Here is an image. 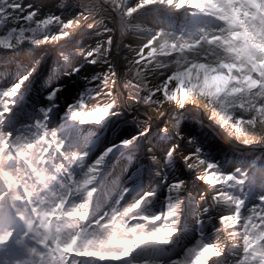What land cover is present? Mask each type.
I'll use <instances>...</instances> for the list:
<instances>
[{
    "label": "snow or ice",
    "instance_id": "6c2138e0",
    "mask_svg": "<svg viewBox=\"0 0 264 264\" xmlns=\"http://www.w3.org/2000/svg\"><path fill=\"white\" fill-rule=\"evenodd\" d=\"M69 7L65 17L0 0L4 55L50 45L67 78L36 101L25 97L35 57L0 76V264H214L226 254V264H264V161L215 156L205 132L184 123L202 112L225 146L264 145V0ZM85 29L94 44L76 42ZM116 32L139 43H116ZM130 110L144 113L136 130L102 141ZM133 153L139 166L113 184L117 162ZM149 242L180 251L137 260Z\"/></svg>",
    "mask_w": 264,
    "mask_h": 264
},
{
    "label": "rangeland",
    "instance_id": "374dc122",
    "mask_svg": "<svg viewBox=\"0 0 264 264\" xmlns=\"http://www.w3.org/2000/svg\"><path fill=\"white\" fill-rule=\"evenodd\" d=\"M20 2L25 5L31 4L34 8L40 9L41 12L43 13L62 14L65 17H70L73 11L75 10L69 7V5L74 4L76 0H20ZM61 3L64 4L63 8L60 7ZM90 31L91 30H88L80 34L77 33L76 42L81 45H86V43L94 44L98 38L95 36L94 33L91 35H88L87 33ZM40 47L29 45L28 50H26L22 54L18 52L15 54V56H11V55L5 56L3 50H0V68L2 67L4 69L3 71L7 69L6 75L17 74L19 71H23L25 68H27L32 58L35 57V59L39 61L36 67H38L42 62L45 63L47 67V71L45 72V74L42 75L39 84L38 83L35 84V87L39 89V87H42L43 84H46V83L47 85L48 84L49 85L45 86V88L43 89H48V88L60 85L62 82L60 81V76L58 75L59 68H60L58 65H60V62L58 63L57 61V54L53 53L52 55H50L49 53L45 52L46 48L41 49ZM127 51H128L127 49H123L121 53V56H120L121 67H123V63H124L123 54L126 53ZM10 58H14V59H11L12 61L8 63L9 65H6L4 60L5 59L10 60ZM87 67L91 69L94 66L88 65ZM96 70L100 71L101 69H96ZM64 79H67V78H64ZM2 82L3 81H0V83ZM73 87H74L73 85H69V88L65 89V94H68L69 90ZM122 87H123V82H122ZM43 89L40 92L35 93V96H36L35 99H37L36 101H39L42 98ZM141 107H144V106L142 105ZM16 112H17V117L20 120H24L26 118L22 110L17 109ZM143 116L144 115L140 113L129 111L128 113H126L127 122L119 123V125L114 128V135L113 133H110L107 130H105V132L103 133H100L99 135H100L101 140L103 141L109 136H112L113 138H119V137L127 136L131 134L133 131L136 130L137 123L139 122V120H134L133 118L143 117ZM55 120L56 118L53 119V122H52L53 124H55ZM208 121L210 122V124L209 126L208 125L206 126L209 128L214 126L213 129H216L217 132H219L216 126L209 119ZM184 123L187 125V130L191 132L192 134L198 135L200 132H202V128L200 125L201 121L198 118L194 116L186 115ZM203 129H204L205 134L207 135L208 141L211 144L212 149L210 150L213 151V154L215 156L219 157L224 154L230 153L233 157L238 158L240 162L242 163L250 162L254 166L257 165L260 161H264V145H257V147H259L262 150V152H256V153H254L253 151V148L256 145L251 146V147H244L242 145H238L235 142H233L225 146L223 144L222 138L220 137V134H217L216 137L214 136L212 137L209 134L208 130H206V128H203ZM254 150L257 151V149H254ZM132 163H134V166L127 169L128 173L131 172L133 168H137L140 164L136 155L132 156ZM179 251H180V248L175 249L174 251L171 252V256H173ZM134 257L137 260H146V259L157 260L150 256H145L144 258L142 256H134ZM224 264H226V262Z\"/></svg>",
    "mask_w": 264,
    "mask_h": 264
},
{
    "label": "bare ground",
    "instance_id": "6f19581e",
    "mask_svg": "<svg viewBox=\"0 0 264 264\" xmlns=\"http://www.w3.org/2000/svg\"><path fill=\"white\" fill-rule=\"evenodd\" d=\"M99 20V17L97 18ZM105 23H108V21H105ZM85 31H88L87 29L84 30ZM80 34V33H78ZM113 35V38H114V42L116 43H121V42H131L133 43V45H135V43H139V41L137 40V37L136 36H124V37H121L119 32H116V33H113L111 34ZM62 43V42H61ZM32 48V47H31ZM30 48V49H31ZM41 49L43 48H46L45 49V52L49 53L50 55H52L54 52L52 51V47L50 45L48 46H41L40 47ZM48 55V54H47ZM121 56V55H120ZM50 57V56H49ZM11 59H14V58H10V60L8 59H5V64L6 65H9L8 63L10 61H12ZM4 64V65H5ZM60 68H59V72H58V75L60 76V81L62 82L61 84L65 83L66 82V79H64L65 77H63V62L61 61L60 62V65H58ZM0 69H3L2 67ZM38 71L35 73V78L32 79L31 83L28 84V90L25 92V97L28 98L30 97L32 100H37L35 99L36 96H35V93L38 92L37 91V87H35V84L40 82V79L42 77L43 74H45V72L47 71V67H46V64L45 63H41L38 67H37ZM4 70V69H3ZM7 70V69H6ZM6 70L5 71H2L0 72V76H4L6 75ZM49 85V84H48ZM47 83L46 84H43L42 87H39L40 90H42L43 88H45V86H48ZM120 89L123 90V87H122V81L120 82ZM124 95L125 97L127 96V93L124 92ZM27 102V101H26ZM131 111V110H130ZM147 112L150 116L152 117H158L159 116V113H156L154 112L152 109L148 108L147 109ZM140 114L144 115L143 112H140ZM187 115H190V116H194L196 118H198L201 123V128H202V131L204 132V129L203 128H206V130H208L209 134L213 137H216L217 134H219V132H217L216 129H213L214 126L212 127H207L206 125L209 126L210 122L208 121L207 119V116L203 115L202 112H189ZM55 118V116H54ZM240 147V146H239ZM259 147L254 146V149H258ZM253 149V150H254ZM256 151V150H255ZM254 151V153H256ZM133 155H136L135 153L131 154V155H128V156H125L123 158L122 161H118L117 164H118V167L115 168L114 170V174H113V178H112V183L113 184H119L121 181L125 180L126 178L129 177L130 173L131 172H134L136 168H133L131 172H127V169L134 166V163H132V156ZM132 163V164H131ZM127 172V173H126ZM140 178H141V183L143 185V181L145 179V177L143 176V172H141L140 174ZM200 187V183L195 180L194 178L191 179L190 181V188L194 191L196 190L197 188ZM185 227L190 231L191 228H192V218L190 217L189 219H186L185 220ZM179 248L177 243H172L171 245H168V246H164V245H157L156 243L154 242H149L148 244L146 245H142L135 253H134V256H142L143 258L145 256H150L154 259H157L159 261H162V260H165L167 259L168 257L171 256V252L174 251L175 249ZM231 258V256L229 257L227 254L222 257V258H218L216 261H214V264H224L227 260H229Z\"/></svg>",
    "mask_w": 264,
    "mask_h": 264
}]
</instances>
